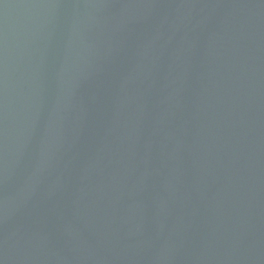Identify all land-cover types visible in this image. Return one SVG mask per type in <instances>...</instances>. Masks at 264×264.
<instances>
[{
  "label": "water",
  "instance_id": "1",
  "mask_svg": "<svg viewBox=\"0 0 264 264\" xmlns=\"http://www.w3.org/2000/svg\"><path fill=\"white\" fill-rule=\"evenodd\" d=\"M0 264H264V0H0Z\"/></svg>",
  "mask_w": 264,
  "mask_h": 264
}]
</instances>
